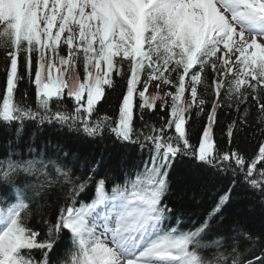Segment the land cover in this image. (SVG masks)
Instances as JSON below:
<instances>
[{"label":"snow or ice","instance_id":"1","mask_svg":"<svg viewBox=\"0 0 264 264\" xmlns=\"http://www.w3.org/2000/svg\"><path fill=\"white\" fill-rule=\"evenodd\" d=\"M0 51V127L17 139L28 124L48 125L147 154L118 175L87 161L81 176L59 146L0 157V264H52L64 236L56 264H264V238L225 230L223 214L238 182L264 198V0H0ZM116 77V108L101 114ZM25 80L34 104L16 99ZM154 81L169 90L148 95ZM223 108L238 114L227 150L214 137ZM253 108L262 139L248 157L231 145ZM157 112V121L145 119ZM193 114L206 118L195 145ZM178 156L231 173L232 187L192 228L166 202ZM53 193L64 201L54 222L44 218ZM34 215L43 236L28 223Z\"/></svg>","mask_w":264,"mask_h":264},{"label":"trees","instance_id":"2","mask_svg":"<svg viewBox=\"0 0 264 264\" xmlns=\"http://www.w3.org/2000/svg\"><path fill=\"white\" fill-rule=\"evenodd\" d=\"M5 56L0 51V85L5 79ZM117 88L107 90V103L102 102L100 106L101 114L112 115L117 104V97L121 93L120 85L123 83L120 77H116ZM158 91L152 93L148 89V95H163L169 90L168 86L161 84ZM17 101H24L29 104L35 103L34 87L27 80L22 81L16 93ZM199 109H194V112ZM160 113L150 114L145 119L153 122L159 119ZM255 108L252 109L249 123L243 125L235 137L231 147L238 148L246 156L251 157L257 150L261 136L255 123ZM238 118L235 110L230 111L223 108L218 113V122L214 126V137L217 147L227 150L228 144L226 131L227 125ZM206 118L201 115L196 117L194 114L189 121L190 143L195 145L200 136L202 124ZM140 122L137 121L139 127ZM47 150L48 152L57 151V146L63 151L71 154L74 160L80 162V166L74 169L75 176L87 173L84 167L87 161H102L101 172L111 170L112 174H120L122 169H131L142 160L147 159V154L134 144L114 143L110 139L104 141H93L82 138L75 133H68L58 127L53 128L45 125L40 127L28 124L24 130L23 137L17 139L13 130L0 127V157L15 149L17 152L27 153L28 147ZM169 192L166 202L173 208L176 216L181 217L186 228L198 225L199 221L205 218L207 210H210L214 202L224 195L232 187L231 173H217L214 169L200 166L190 156H178L172 164L168 174ZM111 185H109L110 187ZM93 195V190L89 188L80 197L84 202H89ZM61 194L53 193L50 198V206L45 209V219L55 221L57 209L63 204ZM225 216L224 229L231 230L234 226H239L254 236L264 238V198L258 193L250 191L248 187L238 182L232 188L228 203L223 209ZM29 225L41 232L43 236L47 226L43 224L39 215H34L29 221ZM68 238L64 236L57 244L51 255L52 264H56L57 258L62 257L64 250L68 247ZM37 259L40 258L39 252L34 253Z\"/></svg>","mask_w":264,"mask_h":264},{"label":"rangeland","instance_id":"3","mask_svg":"<svg viewBox=\"0 0 264 264\" xmlns=\"http://www.w3.org/2000/svg\"><path fill=\"white\" fill-rule=\"evenodd\" d=\"M60 54L61 55H64L65 54V48L62 46L61 47V49H60ZM157 83L158 82H152L150 85H149V90L152 92V93H154V92H156V91H158L157 89ZM161 85V84H160ZM185 99L186 100H190L191 99V97H190V95H188L187 93L185 94Z\"/></svg>","mask_w":264,"mask_h":264}]
</instances>
